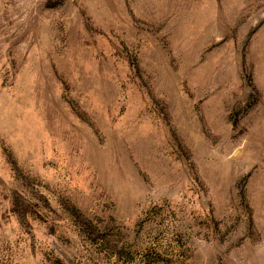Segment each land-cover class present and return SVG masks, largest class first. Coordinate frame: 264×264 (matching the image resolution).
<instances>
[{
	"label": "rangeland",
	"instance_id": "obj_1",
	"mask_svg": "<svg viewBox=\"0 0 264 264\" xmlns=\"http://www.w3.org/2000/svg\"><path fill=\"white\" fill-rule=\"evenodd\" d=\"M0 264H264V0H0Z\"/></svg>",
	"mask_w": 264,
	"mask_h": 264
}]
</instances>
